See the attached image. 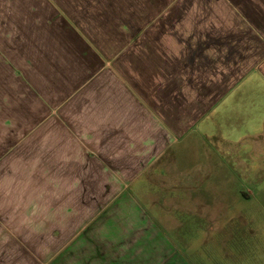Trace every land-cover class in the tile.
I'll return each instance as SVG.
<instances>
[{"label":"crops","instance_id":"1","mask_svg":"<svg viewBox=\"0 0 264 264\" xmlns=\"http://www.w3.org/2000/svg\"><path fill=\"white\" fill-rule=\"evenodd\" d=\"M96 4L0 0V101L46 171L0 264H264V0L143 3L115 52Z\"/></svg>","mask_w":264,"mask_h":264},{"label":"rangeland","instance_id":"2","mask_svg":"<svg viewBox=\"0 0 264 264\" xmlns=\"http://www.w3.org/2000/svg\"><path fill=\"white\" fill-rule=\"evenodd\" d=\"M85 1L98 4L90 10L77 11L79 12L77 17L84 20L82 26L103 49L115 52L129 49V18L135 21L137 19L139 24L142 12L149 18L148 13H151V10L142 11V7H148L142 6L143 3L147 5L160 1L164 5V3L190 0ZM135 28L140 29L141 26ZM54 76L56 78V75ZM23 102L28 103V101ZM38 102L43 106L46 104L45 101ZM17 105L16 101H0V206L10 213L6 218V226L9 230L12 227L23 230L29 227L33 208L31 197L34 193L45 192V185L41 181L46 173L41 168L44 166L42 161H45V154L31 151L35 149L33 145H40L41 142H44L41 144L44 145L45 137L37 136L33 139L22 137V134L29 129L30 123L28 120H17L21 118L20 114L29 112V106L21 108ZM56 109L57 115L60 107ZM44 124H46L44 121L39 123L41 128Z\"/></svg>","mask_w":264,"mask_h":264}]
</instances>
